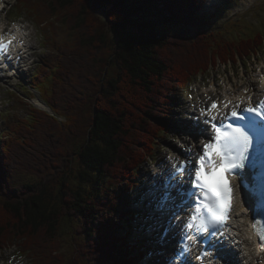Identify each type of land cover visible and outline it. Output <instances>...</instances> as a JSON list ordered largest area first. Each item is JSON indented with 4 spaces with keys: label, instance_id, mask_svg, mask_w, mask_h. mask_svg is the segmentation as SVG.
Wrapping results in <instances>:
<instances>
[{
    "label": "trees",
    "instance_id": "trees-1",
    "mask_svg": "<svg viewBox=\"0 0 264 264\" xmlns=\"http://www.w3.org/2000/svg\"><path fill=\"white\" fill-rule=\"evenodd\" d=\"M204 1H17L57 51L36 88L70 122L29 105L38 111L35 132L24 120L33 149L15 142L13 162L0 154V247L18 245L31 264L133 263L120 244L121 198L134 167L153 155L154 137H165L154 119L166 120L174 90L191 76L264 47V28L209 29ZM15 168L39 178L17 186ZM67 225L77 232L69 255Z\"/></svg>",
    "mask_w": 264,
    "mask_h": 264
},
{
    "label": "snow or ice",
    "instance_id": "snow-or-ice-1",
    "mask_svg": "<svg viewBox=\"0 0 264 264\" xmlns=\"http://www.w3.org/2000/svg\"><path fill=\"white\" fill-rule=\"evenodd\" d=\"M11 43L0 40V57L9 58ZM229 104L231 101L223 107L227 109ZM191 119L199 150L190 143L183 148V160L167 157L169 166L153 175L137 201V233L160 245L170 236L176 239L173 255L181 259V264L204 260L209 252L199 247L201 244L216 248L224 258L229 244L215 238L226 229L233 211L234 186L228 177L237 175L240 184L247 187L249 174L258 164L264 169V101L258 107H233L223 115L218 103L212 101ZM200 137H206L207 142ZM260 179L259 196L264 199V171ZM261 240L264 243V235ZM193 248L198 252L195 257L191 255ZM144 264L152 262L145 258Z\"/></svg>",
    "mask_w": 264,
    "mask_h": 264
},
{
    "label": "rangeland",
    "instance_id": "rangeland-1",
    "mask_svg": "<svg viewBox=\"0 0 264 264\" xmlns=\"http://www.w3.org/2000/svg\"><path fill=\"white\" fill-rule=\"evenodd\" d=\"M214 1L221 2V0H214ZM11 5H12L11 3L8 4V9H10L9 15L7 17L8 22L11 23V21L19 18L26 20L24 16L21 15L20 17V14L18 15L16 12H14L13 11L14 7L12 6V8H10ZM207 10L205 9V12L207 15H209V13L214 10V7L210 6L207 8ZM29 16L32 17L31 15ZM211 16L215 22V24L211 26L212 29L224 28L230 22H238V23L249 22L250 26L248 25L245 26V28L247 27L249 29L247 32L251 30L256 31L259 29V27L260 28L262 27L261 18L258 16H264V0H233L226 6L225 9L214 10V14H212ZM31 20L32 22L30 21V23L32 24V27H31L30 43L32 45V50L34 51L35 54H39L40 60L44 58L48 59L50 55H53V51L47 46V49L43 53L44 40L42 39L39 31L37 30L34 24V20L33 19ZM258 22H259V26L257 25ZM263 66H264V53H260L259 57H255L252 60L238 62L234 66L233 65L218 66L216 69L211 70L209 76H205V77L200 76V78L192 85L193 87L190 88L188 87L187 89L174 90L171 99V101L173 102L171 104L172 114L168 118H170L171 123L180 124L179 125L180 127L177 128V126L172 124L170 125V123L168 122V127L166 126L167 129L166 134L169 135V137L165 136L163 139H160V142L157 145L158 149L155 151L156 159L159 160L162 157L166 156L167 152L169 151L172 152L174 148L178 147L177 142H179L180 139H184L183 141L186 142H190L194 139L193 136H189V134L187 133V131L190 128L189 127L184 128L183 127L184 121H181L183 117H186L184 116L185 110L189 107H192L191 101L193 96L197 97L202 91L205 90L206 91L211 90L213 93L216 90L218 91L221 90L223 92L234 91L235 89L230 84H234L235 88L244 85H251L252 83L255 82V80L261 78L260 68ZM31 77L32 76L23 78V75H20L17 76L16 78L8 80L7 82L2 81V84L0 85V122L1 123H2L1 112L8 113L7 114L8 118L9 119L11 118L9 122L16 121L17 118H23L27 116V109L25 108L24 105H22L19 102V99L17 97L14 98L13 96L7 95L5 92L7 89L14 88L16 89V92L17 90H20L26 94H29L28 91L30 88L28 89V91H26V88L31 86L30 85V83L32 82ZM19 81H21L22 84H20ZM200 85H202L203 89H200ZM37 95H39V93H37ZM2 98H5L4 103L2 101ZM159 126H161V131L163 133V126L160 124ZM5 128H6V124L4 125V129ZM80 142L82 141H79L78 143ZM76 157L78 158L77 155ZM10 159L18 160L19 158L17 157V155L13 154L11 155ZM156 168H157L156 163L148 162L143 164L141 170L145 177H142V179L140 180L138 179L139 181H137L136 179L135 180L136 183L140 184L142 180H145L144 186H146L147 183L149 182L150 174H154ZM14 170L15 172L12 174L11 178L13 177L12 181L17 186H20L22 182L35 179L33 176L39 178L38 174L32 173L23 168H15ZM25 173L28 174L25 175ZM59 180L60 178H56L54 180V184L58 185ZM142 188L143 187H139L136 190L130 191L129 196H131L132 199L135 200L136 194L139 191H141ZM75 233L77 234V232L73 230L71 225L69 226L67 225V228L62 233V238L65 244V246H63V250L67 255L71 253V249H69L70 248L69 246L73 244L72 237L73 235H75ZM18 252H19L18 245L16 244L0 247V264H30L33 257L30 254L20 256Z\"/></svg>",
    "mask_w": 264,
    "mask_h": 264
},
{
    "label": "bare ground",
    "instance_id": "bare-ground-1",
    "mask_svg": "<svg viewBox=\"0 0 264 264\" xmlns=\"http://www.w3.org/2000/svg\"><path fill=\"white\" fill-rule=\"evenodd\" d=\"M263 85H264V81H263ZM188 125H190V123ZM196 147H199V146L196 145ZM181 155H184V154L182 153ZM239 206L241 207V216L240 217H242V216L246 217V216L250 215V213L246 212V209H245L246 206L240 200H239ZM241 228H242V232L250 231L249 225H247V224H242ZM250 234L248 233V236H246V237H245V235L243 236L244 237L243 244L246 245L248 242L250 244V248L247 249L246 247H244V248L242 247L241 251H239V252L244 253V257L242 259H240L239 262H234L231 264H264V250H257L256 241L254 240L253 236H251L252 234L251 235ZM260 251H262V252H260ZM243 261H246V263H243Z\"/></svg>",
    "mask_w": 264,
    "mask_h": 264
}]
</instances>
